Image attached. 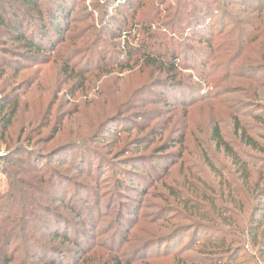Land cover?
I'll use <instances>...</instances> for the list:
<instances>
[{
  "label": "rangeland",
  "instance_id": "1",
  "mask_svg": "<svg viewBox=\"0 0 264 264\" xmlns=\"http://www.w3.org/2000/svg\"><path fill=\"white\" fill-rule=\"evenodd\" d=\"M118 1L120 17L113 0H64L62 34L27 61L0 34V209L17 206L4 201L13 187L50 188V213L29 219L69 228L66 264H264V0H183L182 23L167 18L178 0ZM165 50L173 73L169 57L156 65ZM12 154L18 169L3 163Z\"/></svg>",
  "mask_w": 264,
  "mask_h": 264
},
{
  "label": "trees",
  "instance_id": "2",
  "mask_svg": "<svg viewBox=\"0 0 264 264\" xmlns=\"http://www.w3.org/2000/svg\"><path fill=\"white\" fill-rule=\"evenodd\" d=\"M158 1L161 2V0H157V2ZM181 2L183 3V0H178V9L173 11L172 13H169V15L167 16L169 20L173 19L175 20L174 22L178 21L180 23L185 22L179 9V6H181L182 4ZM155 3L156 1H153L150 4L154 5ZM215 4H220V1L215 0L213 5ZM125 5L126 8H130L127 4ZM112 6L114 8L113 10L116 12V15L120 17L121 13L117 11V9L119 8V1L113 0ZM68 8L69 7L64 2V0H56L53 2V4L45 8H42V5L38 0H0V34H2L4 37H11L9 40L12 39V41L16 42L19 46L24 48V50L27 52L25 54L26 58H24L25 61L29 60L28 58L41 56L48 52L49 46H53L54 40L58 39L62 34V25L59 23V21L62 19L64 21L67 18ZM207 14L208 12L206 11L204 13V19L202 18V29H204V27L206 26ZM32 22H34V24ZM174 22H166L165 24L170 25ZM185 24L189 26L190 23L187 24L186 22ZM29 26L34 27L37 30L36 32L31 30L30 36L25 32V30H28ZM112 26L113 24L111 25V28H113ZM117 34H119V32ZM147 34H149V32ZM168 41L169 40L164 43L168 45ZM140 49H144L147 51V48L143 44L140 45ZM168 57L173 60L171 61L172 64L170 66V72L173 73L176 70L174 63L176 62L177 58L174 52L165 50L162 55H156V57L154 58L156 61V65H163L165 64L163 60L167 61ZM250 81L253 82L252 84H257V81H255L254 79H251ZM11 112V114L9 115L10 118L8 124L15 114V109L12 108ZM234 123L236 132H239L240 128L238 120L234 119ZM243 135L244 134L242 131L240 141L244 147H248L249 149H251L253 148L252 145L257 146V144H255L252 140ZM213 137L218 147H222L224 150H226V152L227 150H229V147L226 145V143L223 142L219 133V129L217 127H215L213 130ZM13 156L14 154L6 157L3 160V163L5 165H9L18 169L19 163L17 160L13 159ZM236 159L239 160L238 158ZM26 164L29 163L22 162L21 165ZM240 164H244V162L241 161ZM137 168L139 167H136V170L134 169L128 174L137 177L134 180H138V182L143 181L141 179L147 176V174L144 171H139V169ZM5 171L6 170L4 169L2 173H5ZM24 173L28 174L29 171H26ZM55 174L56 176L54 177L59 180V182L63 181L62 173L56 171ZM41 177L43 178L45 177V175ZM33 186L34 185H31L30 188L36 191V194L38 195L37 198L31 199L25 198V196L14 197L13 194H17L15 187H13L6 198H4V201L6 202L12 200L16 201L17 206L7 205L3 209H0V215H8L9 217L7 219L9 220L8 225L0 226V264H31L29 263V260L34 259H37V261L41 264H66L65 250L62 246H64L66 243L69 244L72 242L69 237V228L66 229L64 233H59V231L51 232V227L46 224V221L42 223H35V220H38V218L29 219L35 216V214L37 213L35 210L31 211L33 208L38 210V214L44 216H47L50 213L49 210L51 209L46 206V204H44V200L47 198L48 194H50V188L49 192H45L44 190L41 191L39 189H35V187ZM132 189H134L133 186ZM19 192L20 191H18V193ZM65 197L66 195L63 194L60 196V206L63 209L67 208L69 210L68 212L75 215V217L79 218L80 216H82L83 209L80 208V206L78 207V211L73 209L72 206L66 207V203L63 200V198ZM17 215H19L18 219ZM53 217L56 219L55 222L58 224L66 226L72 224L71 220L65 219V216H63L60 212H56L55 210H53ZM255 228H258L257 230H260L261 235L264 233V227H260L259 224L256 225ZM77 237L78 236H76V239ZM56 242H59L58 245H56ZM215 245L216 246L210 247H217V249L210 250H214L215 252L218 251L219 254L225 253L228 249L225 248V244L223 243H215ZM20 252L24 254V256L21 257L22 259H20V257H16ZM232 257L233 256L229 257V260ZM183 263L185 262L183 261ZM111 264H121V262L114 261ZM197 264L205 263L197 261Z\"/></svg>",
  "mask_w": 264,
  "mask_h": 264
}]
</instances>
